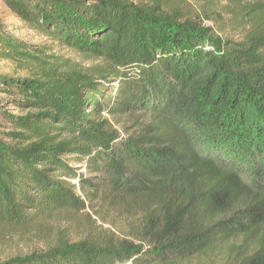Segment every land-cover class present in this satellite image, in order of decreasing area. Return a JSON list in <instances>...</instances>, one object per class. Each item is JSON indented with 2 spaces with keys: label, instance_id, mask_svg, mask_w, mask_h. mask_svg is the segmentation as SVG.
<instances>
[{
  "label": "trees",
  "instance_id": "16d2710c",
  "mask_svg": "<svg viewBox=\"0 0 264 264\" xmlns=\"http://www.w3.org/2000/svg\"><path fill=\"white\" fill-rule=\"evenodd\" d=\"M3 1L97 63L0 23V229L48 237L89 200L137 220V240L59 235L0 264H264V0L241 38L183 0Z\"/></svg>",
  "mask_w": 264,
  "mask_h": 264
},
{
  "label": "rangeland",
  "instance_id": "374dc122",
  "mask_svg": "<svg viewBox=\"0 0 264 264\" xmlns=\"http://www.w3.org/2000/svg\"><path fill=\"white\" fill-rule=\"evenodd\" d=\"M36 3L41 0H32ZM191 10L194 17L205 26L210 27L218 37L241 38L243 35L242 13L247 9L251 0H183ZM244 10L242 11V9ZM0 23L3 29L11 36H17L25 42L38 47L43 46L52 55L59 56L62 60L69 59L80 67L92 66L94 63L85 60L76 52L60 46L52 38L47 37L36 29L30 28L7 7L3 0H0ZM9 67L4 61H0V76ZM4 68V69H3ZM0 86L2 81L0 79ZM7 95L0 92V103L4 104ZM14 112H20L15 106H10ZM122 128L121 125L118 126ZM81 172L86 174L87 169L82 167ZM79 183L77 179L74 180ZM79 193L87 199L84 193ZM88 200V199H87ZM88 208L76 214H67L56 221L51 222L48 237L36 232H20L9 228L0 229V262L16 256L28 255L34 251H42L56 241L59 235L67 237L71 242L78 241L89 235L115 234L120 237H127L132 240L137 232V220L124 216L118 208L100 201H89ZM51 232V233H49ZM43 235V234H42ZM47 236V235H44Z\"/></svg>",
  "mask_w": 264,
  "mask_h": 264
}]
</instances>
